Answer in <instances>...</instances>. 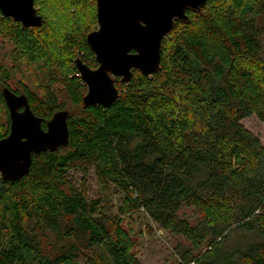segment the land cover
<instances>
[{
    "label": "trees",
    "instance_id": "obj_1",
    "mask_svg": "<svg viewBox=\"0 0 264 264\" xmlns=\"http://www.w3.org/2000/svg\"><path fill=\"white\" fill-rule=\"evenodd\" d=\"M188 15L163 40L160 71L117 78L115 103L85 107L87 86L56 61L75 49L97 66L88 27L50 40L47 22L25 28L0 10L17 59L43 62L49 74L41 96L10 88L27 95L44 128L64 109L54 89L62 78L81 106L68 118V146L33 155L18 181L0 177V264H142L123 226L140 211L189 243L177 245L176 264H264V144L242 124L253 115L264 123V0H208ZM7 118L0 140L8 107ZM91 167L122 193L118 215L69 177L78 169L87 178ZM185 207L196 222L180 215Z\"/></svg>",
    "mask_w": 264,
    "mask_h": 264
},
{
    "label": "water",
    "instance_id": "obj_2",
    "mask_svg": "<svg viewBox=\"0 0 264 264\" xmlns=\"http://www.w3.org/2000/svg\"><path fill=\"white\" fill-rule=\"evenodd\" d=\"M208 0H96L98 27L87 35L97 66L80 57L75 60L79 75L87 86L85 107H110L120 97L117 78L129 83L137 70L152 75L161 69L162 43L177 22L187 23L190 10L200 12ZM6 17L25 28L41 27L45 19L38 14L35 0H0ZM9 110V134L0 140V177L15 182L29 174L33 155L59 150L69 144L66 109L57 111L47 127L31 108L26 94L10 87L2 90Z\"/></svg>",
    "mask_w": 264,
    "mask_h": 264
},
{
    "label": "rangeland",
    "instance_id": "obj_3",
    "mask_svg": "<svg viewBox=\"0 0 264 264\" xmlns=\"http://www.w3.org/2000/svg\"><path fill=\"white\" fill-rule=\"evenodd\" d=\"M38 12L44 17L49 31L50 40L62 39L63 35L74 29L75 25L88 27V32L98 27L96 0H84L81 4H74L72 0H35ZM80 55V56H79ZM80 57L85 63L89 59L81 55L77 50L67 53L66 50L57 58L63 66L62 71L70 74L76 71L75 60ZM93 68L96 66L89 65ZM48 68L40 63H31L26 59H17L15 44L7 37L0 35V93L6 86L18 89L21 86L28 87L32 92L43 95L44 85L48 83ZM57 81L54 89L58 95V104L67 109L71 114L80 113L81 106L75 105L69 98L64 82ZM242 124L256 134L264 144V123L256 116H250L242 120ZM8 126L7 106L0 99V133ZM69 177L83 187L90 199L104 198L106 211L111 215L119 214V206L122 202V193L114 186L107 189L103 187L96 176L94 168H90L89 175L84 178L78 169L69 171ZM180 215L196 222L197 216L193 208H183ZM123 226L133 239L132 252L140 259L142 264H176V247L179 243L189 245L182 237L162 229L152 221L144 211L131 213L124 217ZM245 240L244 235L234 234L232 241Z\"/></svg>",
    "mask_w": 264,
    "mask_h": 264
}]
</instances>
